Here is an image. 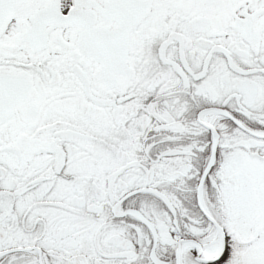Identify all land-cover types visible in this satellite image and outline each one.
<instances>
[{"label":"snow or ice","instance_id":"1","mask_svg":"<svg viewBox=\"0 0 264 264\" xmlns=\"http://www.w3.org/2000/svg\"><path fill=\"white\" fill-rule=\"evenodd\" d=\"M0 264H264V0H0Z\"/></svg>","mask_w":264,"mask_h":264}]
</instances>
